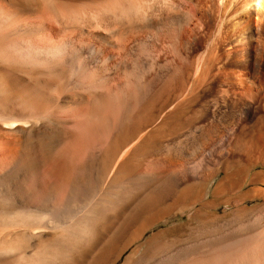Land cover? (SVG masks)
Instances as JSON below:
<instances>
[{"label":"bare ground","instance_id":"obj_1","mask_svg":"<svg viewBox=\"0 0 264 264\" xmlns=\"http://www.w3.org/2000/svg\"><path fill=\"white\" fill-rule=\"evenodd\" d=\"M142 239L124 264H264V0H0V264Z\"/></svg>","mask_w":264,"mask_h":264},{"label":"rangeland","instance_id":"obj_2","mask_svg":"<svg viewBox=\"0 0 264 264\" xmlns=\"http://www.w3.org/2000/svg\"><path fill=\"white\" fill-rule=\"evenodd\" d=\"M260 169H254V172L259 171ZM223 177V174H219L218 177H216L213 182L210 185H207L206 187H198L194 189V193H195V203L192 204L194 206H192L193 208L191 210H193L194 208H198L201 207V204L203 202V200H218L215 196L213 195V190L214 187L216 186L217 182ZM210 187V188H209ZM251 186H246L244 189H248ZM210 191H209V190ZM212 195H211V194ZM200 195V196H199ZM206 198V199H205ZM197 200V201H196ZM254 204V203H252ZM226 207V208H225ZM190 209H185L184 213H187V215L189 214ZM228 210L229 208H227V206H225L224 204L220 205L217 209L211 210L210 213L213 215H219L221 217L227 216L228 214ZM225 211V212H224ZM182 211H178L175 215L170 216L169 218H167V222L163 223L161 225H159L158 227L153 228L152 230H149L145 237L143 238L144 240L148 239L153 233H155V231H159L161 229H170L172 230L171 232V236H181L185 233V231L187 230V226L188 224H191V221L189 220V218L187 216L181 215ZM177 228V229H176ZM135 242L134 244L131 245V247H129L125 253L122 255L121 259L119 260V262L117 264H124V260L130 255L133 254L134 251L137 249L138 245H140L144 240ZM134 245V246H133ZM136 248V249H135ZM135 249V250H134ZM133 252V253H132Z\"/></svg>","mask_w":264,"mask_h":264}]
</instances>
